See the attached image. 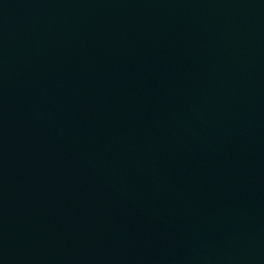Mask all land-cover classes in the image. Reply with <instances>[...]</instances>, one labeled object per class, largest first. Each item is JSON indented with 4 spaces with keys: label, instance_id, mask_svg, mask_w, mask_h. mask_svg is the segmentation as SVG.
Segmentation results:
<instances>
[{
    "label": "water",
    "instance_id": "1",
    "mask_svg": "<svg viewBox=\"0 0 264 264\" xmlns=\"http://www.w3.org/2000/svg\"><path fill=\"white\" fill-rule=\"evenodd\" d=\"M0 264H264V0H0Z\"/></svg>",
    "mask_w": 264,
    "mask_h": 264
}]
</instances>
